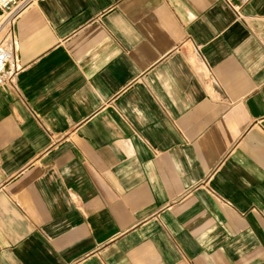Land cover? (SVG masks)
<instances>
[{"label": "crops", "instance_id": "1", "mask_svg": "<svg viewBox=\"0 0 264 264\" xmlns=\"http://www.w3.org/2000/svg\"><path fill=\"white\" fill-rule=\"evenodd\" d=\"M0 86V264H264V0H35Z\"/></svg>", "mask_w": 264, "mask_h": 264}, {"label": "built area", "instance_id": "2", "mask_svg": "<svg viewBox=\"0 0 264 264\" xmlns=\"http://www.w3.org/2000/svg\"><path fill=\"white\" fill-rule=\"evenodd\" d=\"M35 0H0V79L16 60L15 26L20 14ZM238 16L251 0H220Z\"/></svg>", "mask_w": 264, "mask_h": 264}, {"label": "rangeland", "instance_id": "3", "mask_svg": "<svg viewBox=\"0 0 264 264\" xmlns=\"http://www.w3.org/2000/svg\"><path fill=\"white\" fill-rule=\"evenodd\" d=\"M7 74L8 72H5V74L0 79V86H3L9 80V78L7 77Z\"/></svg>", "mask_w": 264, "mask_h": 264}]
</instances>
